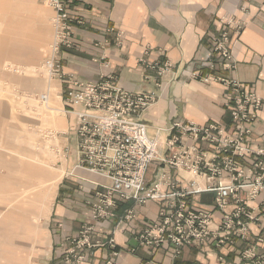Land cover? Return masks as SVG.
<instances>
[{
    "label": "crops",
    "instance_id": "0c3cea01",
    "mask_svg": "<svg viewBox=\"0 0 264 264\" xmlns=\"http://www.w3.org/2000/svg\"><path fill=\"white\" fill-rule=\"evenodd\" d=\"M34 1L41 2L45 13H50L52 18L51 7L41 0ZM64 1L72 16L70 24L74 45L61 49L63 71L88 81L97 80L101 73L113 72L124 90L153 92L157 100L138 119L146 125L148 136L157 138L161 144L159 151L163 158L173 151L163 144L173 122L196 125L219 122L224 126H229L231 122L229 107L223 101V95L230 92L231 88L216 81L200 82L187 75L189 67L194 64L202 66V75L209 72L203 65L209 57L211 37L221 31L226 30L231 38L235 67L219 68L218 75L235 78L264 98V0ZM36 2H33V7L37 5ZM11 5L14 6L13 10ZM24 10L23 0H0L2 86L6 83L5 70L2 68L7 62L5 56H10V63L16 64L21 60L26 17ZM50 25L53 35L51 20ZM238 25L242 29L235 35ZM109 27L121 32L122 40L120 44H115L113 40L103 50L109 60L108 71L95 60L101 49L93 44L102 41L105 30ZM6 49H14V53L4 55ZM48 49L49 45L43 49V60ZM166 60L173 64V69L160 79L150 65L145 66L146 63L161 64ZM56 81L60 87L63 111L69 108L65 100L66 85L58 79ZM63 113L64 118L54 117L57 126H53L64 128L67 125L66 132H63L65 138L61 140L64 150L58 153L62 155L59 157L63 159L61 161L68 163V172L59 182L54 194L51 193L48 210L43 212L47 216V223L45 228L39 230L43 234L48 232L50 237V244L42 255L46 259L45 264H65L63 258L71 246L70 239L76 237L84 225L93 226L91 240L98 241L99 244L86 251V258L81 264H107L108 261H113L114 264H254L259 260L264 264L262 218L250 223L251 231L245 239L233 237L217 245L213 238L208 237L203 243L184 246L179 254L175 253L173 244L168 241L158 247L139 243L140 233L148 225L159 221L160 211L167 210L166 197L150 199L144 204H138L132 199L121 201L117 203L114 217L101 222L92 219L88 201L94 197L93 185L97 182L109 184V181L82 168L73 167L71 172L70 168L76 160L73 149L75 118L72 114ZM50 120L49 118L48 122ZM250 127L248 137L252 146L264 148V104ZM7 137L8 134L0 127V141L5 143ZM241 161L249 163L250 159L243 158ZM36 168L30 171L32 176ZM46 175L49 177L47 173ZM163 177L176 182L174 187L161 183V192L165 194L187 186L192 179L195 185H204L202 177L193 178L190 173L176 169L161 159L149 165L145 183L150 187L159 180L163 182ZM15 184L12 186L14 189L27 185ZM214 198V192H197L187 196L185 201L192 210L210 212L211 227H215L220 223L224 212L232 211L234 203L230 201L220 210L214 207ZM258 201L259 199L246 200V205L255 214L258 212ZM129 209L133 210L134 217L125 222L123 216ZM110 238L114 240V247L105 243ZM258 238H263V241L259 242ZM250 246H254L255 256L252 259L239 258V252ZM113 251L117 255H113Z\"/></svg>",
    "mask_w": 264,
    "mask_h": 264
},
{
    "label": "built area",
    "instance_id": "2783aa9c",
    "mask_svg": "<svg viewBox=\"0 0 264 264\" xmlns=\"http://www.w3.org/2000/svg\"><path fill=\"white\" fill-rule=\"evenodd\" d=\"M43 1L53 10V38L43 67L48 78L58 79L66 85L65 100L69 108L64 112L73 114L75 118L73 134L77 157L74 168H82L109 181V184L94 183L93 186L100 189L88 201L90 217L98 222L114 217L116 204L120 201L132 199L144 204L150 199L166 197L167 210L160 211V219L152 224L151 230L140 234V244L158 246L170 241L175 253L179 254L184 246L203 243L208 237L213 238L216 244L223 243L233 234L245 238L250 229L249 221L255 219L249 214L245 199H259L257 208L264 218V148H254L248 137L250 124L257 118L264 98L235 78L218 75L219 68L235 67L228 32L224 30L211 37L209 57L203 65L209 72L202 75V66L194 64L189 67L187 75L200 82L216 81L231 88L223 95L224 104L229 107V126L219 122L196 125L175 121L163 143L173 151L163 158L159 151L161 144L157 138L148 136L146 125L138 119L157 100V96L153 92L124 90L113 72L101 73L94 81L81 80L73 73L64 72L60 52L62 48L74 45L70 24L72 16L64 0ZM241 29V25L236 26L235 35ZM113 40L120 44L122 33L109 27L102 41L93 44L101 49L95 60L108 71L109 60L103 50ZM145 66L153 69L158 79L173 69L168 60L161 64L146 63ZM243 158H249L250 162L244 163L241 161ZM158 159L190 173L193 178L202 177L204 185H195L192 179L187 186L165 194L161 192V183L174 187L176 182L163 177V182L159 180L147 186L146 171ZM197 192H214V207L222 209L233 200L236 208L225 213L213 229L210 212L192 210L185 201L187 196ZM133 216V211L128 210L124 219L128 221ZM92 232V225H84L79 234L70 239L71 246L63 258L65 264H81L86 251L99 244L91 240ZM258 240L263 241V238ZM105 243L114 247L112 238ZM112 254L117 255V252ZM238 256L252 259L254 247L241 250ZM107 264L114 262L108 261ZM254 264L262 262L259 260Z\"/></svg>",
    "mask_w": 264,
    "mask_h": 264
},
{
    "label": "rangeland",
    "instance_id": "374dc122",
    "mask_svg": "<svg viewBox=\"0 0 264 264\" xmlns=\"http://www.w3.org/2000/svg\"><path fill=\"white\" fill-rule=\"evenodd\" d=\"M41 1L45 4L43 0ZM33 2L35 4L36 1L23 0L26 17L23 25L21 60H18L20 63H10V56H5L7 62L2 65L6 83L4 86L2 82L0 84V127L8 137L5 143L0 141V264H45L46 259L42 255L50 244V237L48 232L43 234L39 230L45 228L47 223L45 219L47 216L42 214V211L48 210L51 193L54 194L59 182L68 172V163L62 162L63 159L59 158L62 157L59 153L64 150L61 140L65 138L63 132H66L67 125L64 128L53 126H57L54 117L64 118L60 87L55 78L47 77L42 58L43 49L50 46L53 38L51 14L45 13V7L41 2H36L35 7ZM11 9H14L13 5ZM10 53H14V49H6L3 54ZM51 83H54L52 91L46 90L47 85ZM49 118L53 124L48 122ZM73 149L75 150L74 147ZM74 165L70 168L71 172ZM34 168L36 170L33 176L38 179L30 174ZM22 183L27 185L12 188L14 184ZM99 189L100 187H96L95 191ZM246 200L248 198L245 199V206L250 210L249 214L255 216V219L249 222L259 218L263 221L262 212L259 213L258 209L255 214L246 205ZM235 208L234 203L232 211ZM225 213L230 212H224L223 215ZM124 216L125 222L134 217L126 221ZM217 225L212 228L215 229ZM152 226L148 225L140 234H145ZM250 231L249 229L248 233ZM233 237L241 238L233 234L229 239Z\"/></svg>",
    "mask_w": 264,
    "mask_h": 264
},
{
    "label": "bare ground",
    "instance_id": "6f19581e",
    "mask_svg": "<svg viewBox=\"0 0 264 264\" xmlns=\"http://www.w3.org/2000/svg\"><path fill=\"white\" fill-rule=\"evenodd\" d=\"M53 86H54V83L48 84L46 90H48V91H52ZM49 88H50V89H49ZM54 88H55V87H54ZM46 94H49V92H46ZM48 106H49V105H48ZM49 108L52 109V107H49ZM43 212H44V211H42V214L45 215V213H43ZM42 219H43V218H42Z\"/></svg>",
    "mask_w": 264,
    "mask_h": 264
}]
</instances>
